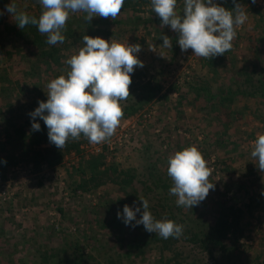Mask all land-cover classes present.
Wrapping results in <instances>:
<instances>
[{"label":"rangeland","instance_id":"obj_1","mask_svg":"<svg viewBox=\"0 0 264 264\" xmlns=\"http://www.w3.org/2000/svg\"><path fill=\"white\" fill-rule=\"evenodd\" d=\"M10 1L0 0V13L6 19L0 25V31L6 35H0L3 45L0 71L5 69L18 89L16 82L24 83L23 78L27 77L23 72L30 65L31 52L13 43L14 32L3 29L6 24L12 27V18L6 11ZM250 1L254 8L264 11V0ZM20 4L18 9L28 6L27 2ZM242 6L248 18L244 25L236 27L233 46L215 65V71L205 67L201 57L193 55L191 49L181 52L173 40L177 33L169 26L161 27V23H149L147 27L141 25L133 30L129 25H111L110 35H95L110 42L139 44L141 51L135 55L143 62V67H134V71L143 69V73L153 75L162 83V91L175 88L169 90L166 97L145 104L136 114L122 118L108 141L94 145L81 136L80 140L84 141L79 152L73 151L54 166H33L36 175L24 191L7 203H0V264H46V258L50 264H75L69 246L74 241L83 250L82 264H191L195 261L216 264L215 259L218 264H264V173L258 170L250 155L251 142L258 133H264V100L239 96L215 108L204 99L194 101L193 91L187 86L192 82L198 84L203 78L209 81L212 93H217L222 85L226 87L236 77L244 79L243 67L251 69L261 64L264 39L260 37L264 34L257 14L248 8V3ZM182 9L183 0H177L176 11L182 13ZM73 14L86 16L83 12ZM129 15V11H121L117 18ZM161 35L171 39V48L162 47ZM77 50L72 49L71 54ZM64 61L54 72L63 74L64 68H70ZM29 78L25 80L28 82ZM50 79L53 77H46ZM235 109L240 115L237 118L225 112ZM0 131V153L14 154L19 159L21 141L7 142L2 126ZM46 146L49 143L41 144V147ZM189 146H195L205 159L214 188L198 205L184 208L187 210L185 219L200 227L213 224L219 214L227 211L228 205H235L245 211L240 223L243 235L237 242L225 241V247L220 250L211 245V255L207 249L182 236L172 247L162 250L159 245L150 244L140 254L138 249L131 247L134 227L117 218V212L122 214L125 204L140 207L142 212L140 199H146L153 216L165 219L157 212H165L161 205L167 203L166 200L173 203L176 199L168 194L159 197L155 181L161 177L163 183L173 186L167 175L168 157ZM102 150L106 163L124 172L118 174L119 179L133 175L132 182L124 187L109 181L95 190L76 189L79 177L74 168L71 169L72 165ZM17 163L29 164L25 159L16 160L0 175L5 176ZM58 174H63L69 200L57 192ZM249 196L254 199L253 213L246 207ZM136 218H140V213ZM186 220L180 224L184 225Z\"/></svg>","mask_w":264,"mask_h":264},{"label":"clouds","instance_id":"obj_2","mask_svg":"<svg viewBox=\"0 0 264 264\" xmlns=\"http://www.w3.org/2000/svg\"><path fill=\"white\" fill-rule=\"evenodd\" d=\"M39 3L42 12L38 18L18 10L12 2L6 6V11L20 29L35 25L40 34L47 36L48 45H56L65 41L63 32L70 13H86L85 21L94 16L115 20L124 0H39ZM233 4L234 8L229 10L214 0H183L182 15L176 11L177 0H151L150 7L161 19V27L169 26L178 34L181 52L191 49L193 55L211 59L231 50L236 27L244 25L248 18L241 4L236 0ZM160 39L162 47L171 48L172 42L167 35H161ZM82 41L83 47L64 61L70 67L66 76L52 79L46 85L47 100L38 101V107L29 113L31 129L39 131L40 125L35 118L42 119L49 142L59 149L64 148L70 138L78 141L81 136L94 145L108 141L124 116L120 101L129 97L132 83L129 74L134 67H143V62L135 55L141 51L139 44L110 42L88 35H84ZM154 49L152 45L151 50ZM251 144L250 155L258 170L264 173V133H258ZM167 164V175L173 185L169 194L176 197L178 207L191 209L214 188L209 179L211 171L195 146L176 151L168 157ZM140 201L142 212L140 207L125 204L123 213L117 212V218L133 227L142 224L145 231L163 239L183 235V225L156 219L149 211V202ZM137 213H140L139 219Z\"/></svg>","mask_w":264,"mask_h":264},{"label":"trees","instance_id":"obj_3","mask_svg":"<svg viewBox=\"0 0 264 264\" xmlns=\"http://www.w3.org/2000/svg\"><path fill=\"white\" fill-rule=\"evenodd\" d=\"M11 2L17 6V9L21 5V2H27V7L18 10L24 11L30 16H36L38 18L42 12V6L39 0H11ZM214 2L229 10L234 8L233 0H214ZM236 3L241 5L248 3V8L257 14L261 33L264 34V11L254 8L250 0H236ZM150 4L151 0H124L121 11H129L130 15L128 17H119L115 20L97 16V19L92 18L90 21H85V16L70 13L69 19L66 22V28L63 32L65 41L62 44L57 43L56 45H48L46 43L47 36L40 34L35 25H28L24 29H20L12 19V27L8 26V24L3 25V29L15 33L16 37L13 38V43H17L21 47L24 46L32 55V57L31 55L29 56L31 60L28 63L30 65L25 67V71L23 72V75L27 76L26 78L30 77L28 79L29 83L25 80L26 78H23L24 83L21 81L16 82L18 89L14 87V83L7 77L6 70L0 71V93L2 94L0 95V126H2L3 134L7 142H11L13 139L21 141L22 153L19 154V159H25L27 163H32L36 167L40 164L54 166L63 161L73 151L75 153L80 151L79 147L84 140L76 141L70 138L66 146L62 149L51 144L47 136L48 130L44 121L39 117L35 118V122L39 123L40 130L33 131L31 129L32 118L29 113L38 107V101L47 100L48 89L46 85L52 79L46 80V77L52 76L54 79L61 75L66 76L70 68H64L63 74L54 71H57L62 66L66 57L74 54H71L72 49L83 47L82 37L84 35L90 37H95L96 34L100 33L110 35L113 31L109 29L111 25H129L133 30L139 28L141 25L147 27L149 23H161V19L152 11ZM3 18L0 15V25L3 24L2 21L6 20ZM101 23H104L105 26L100 27L99 25ZM3 33V30L0 31V35L6 36ZM177 39L178 34H175L174 42H177ZM261 39H264V35H261ZM2 46L0 44V52L2 51ZM174 48H177V46L174 45ZM261 48H263L264 56V46ZM222 57L223 55H218L211 59L201 57V60L205 67L215 71V65ZM247 68L243 67L241 69V72L246 75L244 79H238L236 77L226 87L222 85L217 90V93H212L207 79L202 78L198 84H194L193 82L189 83L187 86L189 90L193 91V100L198 101L199 99H204L205 102H208L215 108L222 107L225 101H231L239 96L263 98L264 100V57L260 65L256 64L251 69ZM142 70L138 69L129 74L132 81L129 86V97L125 101H120L124 112L122 118L136 114L145 104L154 99L166 97L168 91L175 88V86H172L167 91H162V83L153 75L143 73L145 71ZM219 103H222V105H219ZM225 112L233 113L235 118L240 116L236 109L234 111L225 110ZM45 142L49 143V146L41 147V144ZM104 158L105 151L102 150L97 153H90L87 157H82L75 166L72 165L71 169L74 168L75 173L79 177L76 189L80 188L84 191L95 190L109 181L124 187V185L132 182L133 175H124L119 179L120 175L118 174L121 173L123 175L124 172L118 171L115 166L108 165ZM19 159L14 154L0 153V172L6 169L9 164ZM161 179L160 177L155 181L157 187L156 193L159 194V197L163 194L170 195L166 189L171 187V185H166ZM170 196L173 200L176 199L175 196ZM249 198L250 200L246 203L247 211L253 213L251 209L254 199L250 196ZM166 202L161 205L165 208V212H157V214L177 224L184 222L186 220L185 214L187 213V210L185 211L184 209L185 207H178L175 202L169 203L167 200ZM243 213L245 211L240 207L228 205L227 211L219 214L213 224L201 225L200 227V225H196L195 223H189L187 219V223L182 224L184 231L181 236L185 240L207 249L211 255V245L218 246L220 250L225 247V241L237 242L243 235V228L240 225ZM132 233L133 240L131 241V247L138 249L140 254L144 252L143 248L150 244L159 245L164 250L173 244L175 245L178 239L172 237L163 239L158 234L145 231L143 225H136ZM69 246L72 250L75 264H82L84 255L81 246L76 241L70 243ZM47 262L50 264L46 258V264ZM215 262L218 264L217 259H215ZM55 264L57 263L55 262ZM191 264L198 263L195 261Z\"/></svg>","mask_w":264,"mask_h":264},{"label":"built area","instance_id":"obj_4","mask_svg":"<svg viewBox=\"0 0 264 264\" xmlns=\"http://www.w3.org/2000/svg\"><path fill=\"white\" fill-rule=\"evenodd\" d=\"M33 164L29 163L27 165H23L21 163H17L9 172L4 176L0 175V203H7L15 198V195L24 191L23 188L27 186L28 183L32 180V178L36 175L34 173ZM42 168L48 167L46 164L41 165ZM58 190L59 195L64 196L65 199L69 200V193L66 189L65 179L63 174H58ZM51 191V189H50ZM57 226V223L55 224Z\"/></svg>","mask_w":264,"mask_h":264}]
</instances>
